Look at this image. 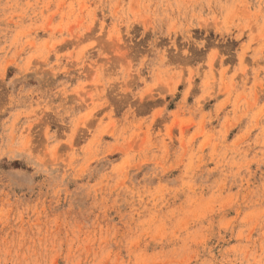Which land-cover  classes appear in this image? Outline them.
<instances>
[{
	"label": "rangeland",
	"instance_id": "rangeland-1",
	"mask_svg": "<svg viewBox=\"0 0 264 264\" xmlns=\"http://www.w3.org/2000/svg\"><path fill=\"white\" fill-rule=\"evenodd\" d=\"M0 264H264V0H0Z\"/></svg>",
	"mask_w": 264,
	"mask_h": 264
}]
</instances>
